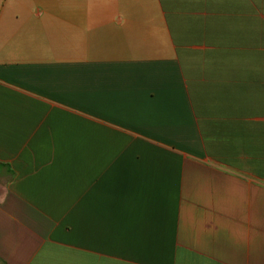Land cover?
Here are the masks:
<instances>
[{"label":"crops","instance_id":"0c3cea01","mask_svg":"<svg viewBox=\"0 0 264 264\" xmlns=\"http://www.w3.org/2000/svg\"><path fill=\"white\" fill-rule=\"evenodd\" d=\"M0 264H264V0H0Z\"/></svg>","mask_w":264,"mask_h":264}]
</instances>
